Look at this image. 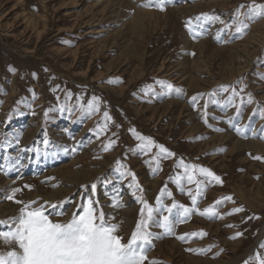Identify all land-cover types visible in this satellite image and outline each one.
Listing matches in <instances>:
<instances>
[{
  "label": "rangeland",
  "instance_id": "374dc122",
  "mask_svg": "<svg viewBox=\"0 0 264 264\" xmlns=\"http://www.w3.org/2000/svg\"><path fill=\"white\" fill-rule=\"evenodd\" d=\"M150 2L156 0H0V178L11 182L0 185V221L19 214L22 205L4 199L13 188L22 189L16 199L25 203L57 205L47 212L65 222L90 198L120 225L126 242L143 206L137 198L154 208L158 197L166 207H192L187 193L195 195L196 184L187 183L183 161L220 178L196 173L204 189L198 210L214 207L215 218L194 212L175 222L171 235L151 226L148 259L245 264L264 255V18H249L241 37L234 13L245 5L243 19L248 5L264 0H166L164 11L141 6ZM203 14L219 19L196 21ZM189 20L200 25L195 39ZM157 81L180 91L166 95ZM233 91L236 104L244 98L239 117L224 107ZM92 97L99 108L88 114ZM138 136L173 155L142 149ZM169 218L183 219V209Z\"/></svg>",
  "mask_w": 264,
  "mask_h": 264
},
{
  "label": "snow or ice",
  "instance_id": "6c2138e0",
  "mask_svg": "<svg viewBox=\"0 0 264 264\" xmlns=\"http://www.w3.org/2000/svg\"><path fill=\"white\" fill-rule=\"evenodd\" d=\"M141 6L156 7L160 11H164L166 0H156L154 4L150 2ZM244 7L245 5H240L234 13L235 32L241 37L246 34L249 26V18H264V4L248 5L249 12L244 14V18L241 19V9ZM218 19L216 16L203 14L202 17H197L196 21L215 22ZM186 27L189 32L193 33V39L202 35L200 25H194L192 20L187 21ZM231 27V25H226V28ZM156 84L161 89L167 90L165 92L166 95L172 91H180L179 89L174 90L173 85L163 81H157ZM145 94L147 95L149 93L146 92ZM238 96L239 93L233 91L232 96L227 98L224 103L225 108L228 106L236 108L237 117L242 115L244 104V98L242 96L239 97L240 104L235 103ZM197 102L198 98L193 97L191 101L193 106ZM247 103H252L251 96H249ZM206 107L207 105H205ZM98 108V98L92 97L84 111L91 114L92 112L98 111ZM47 115L48 113L45 112V117ZM104 118L106 121L111 119L107 112L104 113ZM204 122L207 123V120L205 119ZM229 123L238 135H246L231 119ZM106 128L107 124L104 125L101 131ZM216 130L222 131V129ZM261 131L264 132V129H261ZM259 138L264 139V136ZM137 139L143 142L141 144L142 149L150 150L152 147H158L159 153L165 154L164 158L173 155L163 146L155 145L150 138L138 136ZM47 143L48 141H45V144ZM3 147H5V143L0 142V148ZM111 147V143L106 145L104 151L110 150ZM255 159H261V157H255ZM180 163L183 165L187 183L196 184L195 195L191 191L187 193L191 199L192 207L189 208L176 203H173L171 207H166L158 197L156 207L154 208L142 199L137 198V202L143 206L140 209L139 219L135 223V228L126 242L123 236L118 234L120 225L110 223L105 213L98 211L95 207L97 202H94L90 198L87 200L86 205L81 204L77 211L65 222L54 220L51 218V214L47 212V207L57 208V205L46 206L47 202L45 204H39L38 201L25 203L22 200L16 199L17 193H20L22 189L13 188L10 194L4 196V199L22 206L16 217L9 218L6 221H0V245L5 246V250H0V264H146V262L147 264H159L155 260H149L147 256L154 238L153 233L149 231L151 226L154 225L162 228L165 234L171 235L175 222H185L194 212L208 218H215L216 215L214 207L206 208L203 211L198 210L197 196L201 195L204 189L201 187L202 181L196 179V173L198 172L201 176L210 177L216 182H221L220 178L208 169L195 165H186L183 164V161ZM157 170L159 169L157 168ZM132 175L133 183L135 184V176L134 174ZM181 179L182 177L177 176L175 182L183 193ZM24 187L30 189L29 185H25ZM92 189L95 191V185L92 186ZM162 191L166 192V189ZM167 195L171 196V193H167ZM225 199L231 200V197H226ZM219 203L221 202H216V204ZM112 207L120 208L124 207V205L113 203ZM180 208L183 209V219L179 221L170 220L169 217L173 214V209ZM242 210L241 208H236L233 211L240 212ZM163 212H167L169 215H164L162 222L159 219H154V213L159 216ZM55 215L63 216L64 212L57 211ZM111 219L115 218L112 217ZM193 235L203 237L205 233L201 232ZM177 238L184 240L183 236ZM261 247H264V245ZM203 251L205 250H201V252ZM245 264H264V255L256 254L250 261H246Z\"/></svg>",
  "mask_w": 264,
  "mask_h": 264
},
{
  "label": "bare ground",
  "instance_id": "6f19581e",
  "mask_svg": "<svg viewBox=\"0 0 264 264\" xmlns=\"http://www.w3.org/2000/svg\"><path fill=\"white\" fill-rule=\"evenodd\" d=\"M9 183H11V182H10V181H6L5 183L2 182V179L0 178V185L3 184L4 186H8ZM4 186H3V187H4ZM6 189H8V188H6ZM0 208H1V206H0ZM0 213H2V211H0Z\"/></svg>",
  "mask_w": 264,
  "mask_h": 264
}]
</instances>
